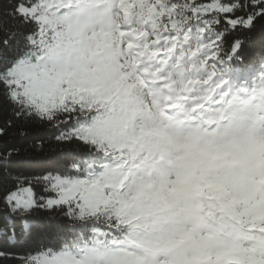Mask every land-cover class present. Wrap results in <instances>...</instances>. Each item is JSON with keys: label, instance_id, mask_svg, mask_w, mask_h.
Returning <instances> with one entry per match:
<instances>
[{"label": "snow or ice", "instance_id": "1", "mask_svg": "<svg viewBox=\"0 0 264 264\" xmlns=\"http://www.w3.org/2000/svg\"><path fill=\"white\" fill-rule=\"evenodd\" d=\"M0 103V264H264V0L0 2Z\"/></svg>", "mask_w": 264, "mask_h": 264}, {"label": "trees", "instance_id": "2", "mask_svg": "<svg viewBox=\"0 0 264 264\" xmlns=\"http://www.w3.org/2000/svg\"><path fill=\"white\" fill-rule=\"evenodd\" d=\"M0 2H6V0H0ZM257 39H259V34H257ZM8 119L7 106L0 103V126H4ZM51 132V129L38 124L20 125L16 123L9 129L7 135L0 136V156L15 150L16 160L26 162L23 167L15 166L21 167L24 172L38 174L44 167L49 166L57 156L55 142L49 143ZM9 247H12V242L3 231H0V248Z\"/></svg>", "mask_w": 264, "mask_h": 264}]
</instances>
